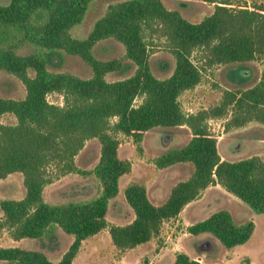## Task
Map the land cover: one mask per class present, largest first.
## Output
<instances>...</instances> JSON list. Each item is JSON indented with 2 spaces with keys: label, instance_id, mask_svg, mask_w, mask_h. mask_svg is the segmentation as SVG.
I'll list each match as a JSON object with an SVG mask.
<instances>
[{
  "label": "trees",
  "instance_id": "16d2710c",
  "mask_svg": "<svg viewBox=\"0 0 264 264\" xmlns=\"http://www.w3.org/2000/svg\"><path fill=\"white\" fill-rule=\"evenodd\" d=\"M92 0H11L0 3V68L16 75L26 86L22 99L0 96V178L13 172L23 174L25 196L0 199L3 211L0 232L8 229L14 239H53L58 228L73 234L74 240L58 261L44 252L18 246L0 247V260L13 264H73L83 240L108 226L110 199L120 190V177L129 173L132 162L119 156L120 140L113 132L142 140L146 131L158 126L188 125L189 142L171 148L157 158L159 167L192 162L193 174L177 183L168 198L155 204L147 188L132 182L125 198L135 213L125 225H111L114 245L131 249L146 243L163 223L211 184H221L264 213V160L259 156L237 161L222 159L208 120L232 113L229 124L242 126L257 119L264 122V72L255 85L227 90L222 101L208 109L187 113L180 95L202 79L193 52H203L206 65L246 62L264 57V2L253 8L236 6L231 0L215 2L212 14L191 22L178 10L168 9L163 0H123L108 6L86 38L74 37L71 29L82 22ZM165 37L176 57L173 73L158 78L151 72L148 46ZM122 42L126 57L137 68L133 75L108 81L106 74L121 70V59H98L94 46L101 40ZM30 42L38 50L20 55L16 49ZM79 55L93 69L90 78L68 72H52L49 63L62 52ZM34 71V75L30 71ZM64 96V104L48 101L49 93ZM141 98L139 103L136 99ZM11 113L15 124L2 117ZM112 118H116L112 121ZM97 137L101 155L94 172L101 181L100 194L90 200L49 203L43 191L51 179L46 167L52 162L67 172L76 169L74 157L87 139ZM255 222L237 223L230 211L219 209L189 226L192 234L209 233L228 248L247 242ZM175 264H201L186 253H178Z\"/></svg>",
  "mask_w": 264,
  "mask_h": 264
},
{
  "label": "rangeland",
  "instance_id": "374dc122",
  "mask_svg": "<svg viewBox=\"0 0 264 264\" xmlns=\"http://www.w3.org/2000/svg\"><path fill=\"white\" fill-rule=\"evenodd\" d=\"M11 0H0L8 4ZM123 0H92L87 13L79 24L71 29L77 38H86L95 22L102 17L110 4ZM168 9L178 10L191 22H200L213 13L215 2L202 0H163ZM236 6L253 8L264 0H231ZM37 45L26 42L16 52L27 55L37 51ZM62 52V57L52 60L48 69L52 72H68L73 75L90 78L92 67L79 55ZM94 55L101 60L121 59V70L106 74L108 81L127 78L134 74L137 65L126 57V49L122 42L115 38L99 41L93 48ZM150 69L158 78L169 77L176 66V57L171 52L165 37H156L148 46ZM194 62L202 70V79L194 88L185 90L180 95V103L187 113H196L202 109L218 105L227 90L246 89L258 82L260 71L264 72V58L246 62L220 63L206 65L203 52H193ZM263 60V61H262ZM241 71L242 74L237 75ZM244 78L243 75L250 73ZM34 75V71H30ZM262 75V74H261ZM25 84L13 73L0 68V96L4 98L22 99L26 95ZM49 102L63 105L64 96L49 93ZM141 98L136 99L139 103ZM232 118L229 112L222 117L208 120V125L217 138L218 151L226 160L237 161L243 158L259 156L264 160V122L251 120L242 126H232L228 122ZM116 118H112L115 121ZM5 124H15L17 118L11 113L2 117ZM120 140L119 156L132 162V169L120 177V190L116 197L110 199L107 212L108 226L98 233L83 240L79 253L73 264H175L178 253H186L198 259L201 264H264V213L255 212L246 202L229 192L221 184H211L203 189L196 199L188 203L177 215L165 221L160 232L146 243L131 249L117 248L111 238V225L130 223L135 213L125 198V189L132 182L143 184L148 196L155 204L163 203L172 188L180 181L188 179L194 172L192 162H178L159 167L157 158L171 148L186 145L192 137L188 125L158 126L146 131L141 141L136 142L132 136L122 132H113ZM101 155V143L97 137L86 140L84 147L75 155L76 169L64 171L56 162L48 164L46 172L51 182L44 187L43 197L49 203L68 201H85L97 197L101 190V181L94 172ZM23 174L13 172L10 181H0V199L9 197L22 198L25 194ZM15 188V192H12ZM24 194H23V190ZM219 209L230 211L237 223L249 220L255 222V231L251 238L240 245L228 248L215 236L209 233L192 234L189 226L210 216ZM3 211L0 207V217ZM10 233L8 229L0 232ZM101 232V233H100ZM29 249L48 252L51 260L58 261L59 254L68 249L74 235L58 228L55 238L28 237ZM57 242V243H56ZM56 246L59 252L56 250ZM59 253V254H58ZM0 264H13L0 260Z\"/></svg>",
  "mask_w": 264,
  "mask_h": 264
},
{
  "label": "crops",
  "instance_id": "0c3cea01",
  "mask_svg": "<svg viewBox=\"0 0 264 264\" xmlns=\"http://www.w3.org/2000/svg\"><path fill=\"white\" fill-rule=\"evenodd\" d=\"M264 58V57H263ZM263 61V60H262ZM240 74H242V72L241 71H238L237 72V75H240ZM250 74H251V72L250 73H247V74H245V75H243L244 76V78H246V77H248V76H250ZM262 74V72L260 71V74H259V76H258V82L260 81V79H261V75ZM257 82V83H258ZM221 155V157H222V159H225V157H227V156H225V155H223V154H220ZM12 174V173H11ZM11 174H9L8 176H6V177H4V178H0V181H4V183L5 184H7L9 181H10V175ZM19 177H21V175L19 176ZM21 179H23L22 177H21ZM26 189V188H25ZM207 189V188H206ZM23 190V189H22ZM16 190H15V188H12V192L14 193ZM25 193H26V190H25ZM23 194H24V190H23ZM25 196V194L23 195V197ZM22 197V198H23ZM9 198H12V199H21V198H17V197H9ZM191 203V202H190ZM1 218V217H0ZM103 231V230H102ZM101 231V232H102ZM100 232V233H101ZM28 237H24V238H21V239H14L13 237H12V235L10 234V233H8L7 234V232H4L3 234H0V247H11V246H18V247H21V248H25V249H29L28 247H27V244H28ZM57 243V242H56ZM34 250V249H33ZM56 250L59 252V250H58V248H57V246H56ZM67 249H65L62 253H58L59 254V259L62 257V255H63V253L66 251ZM43 252V251H42ZM45 253V252H44ZM46 255L48 254V252L47 253H45ZM48 256V255H47ZM176 260V259H175ZM54 261V260H53ZM152 262L153 261H151V263L150 262H146L145 264H152Z\"/></svg>",
  "mask_w": 264,
  "mask_h": 264
}]
</instances>
